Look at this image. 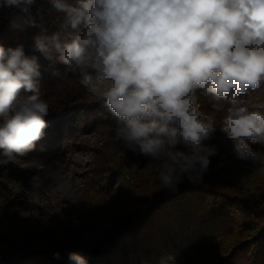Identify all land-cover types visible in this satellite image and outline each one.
<instances>
[{
    "label": "clouds",
    "instance_id": "9594fccd",
    "mask_svg": "<svg viewBox=\"0 0 264 264\" xmlns=\"http://www.w3.org/2000/svg\"><path fill=\"white\" fill-rule=\"evenodd\" d=\"M33 2L0 0V7ZM51 3L75 31L37 35L36 48L49 60V46L58 52L57 59L116 118L106 140L158 162L159 187L175 192L184 175L207 171L218 148L205 141L217 126L236 158L252 161L264 174V103L246 99L264 88V0ZM40 77L37 58L25 55L22 45L0 46V164L25 156L44 135L50 105L41 96ZM21 90L32 94L21 96ZM203 97L223 113L219 124L198 108ZM58 165L37 162L43 175L32 177L33 190L47 181L75 203L72 181ZM68 257L87 264L75 252Z\"/></svg>",
    "mask_w": 264,
    "mask_h": 264
},
{
    "label": "trees",
    "instance_id": "16d2710c",
    "mask_svg": "<svg viewBox=\"0 0 264 264\" xmlns=\"http://www.w3.org/2000/svg\"><path fill=\"white\" fill-rule=\"evenodd\" d=\"M68 2L75 4L76 0ZM74 31L51 0H34L27 7H0V46L22 45L25 55L37 58L41 96L50 105L43 137L18 159L41 160L61 145L69 149L70 142L86 132L99 133L103 143L92 149L96 157L78 207L101 212L118 183L115 203L124 216L105 234L102 245L60 239L49 253L27 239V232L13 238L20 218L14 200L0 194V264H75L68 257L70 252L79 253L87 264H264V211L257 206L264 200V174L255 171V164L236 158L231 141L217 126L213 137L205 141L218 148L209 157L207 171L184 175L175 192L159 187L158 162L106 140L116 118L79 83V75L57 59L58 52L49 46L53 56L49 60L35 46L37 35L63 37ZM31 94L21 90V96ZM246 99L250 105L264 103V88ZM197 106L204 115L214 116L217 124L222 121L223 113H215L207 97ZM252 147L260 149L259 145ZM176 148L188 151L183 144ZM34 176L23 174L17 166L0 164V180L28 185ZM93 218L88 217L92 224ZM57 252L58 259L54 257Z\"/></svg>",
    "mask_w": 264,
    "mask_h": 264
},
{
    "label": "rangeland",
    "instance_id": "374dc122",
    "mask_svg": "<svg viewBox=\"0 0 264 264\" xmlns=\"http://www.w3.org/2000/svg\"><path fill=\"white\" fill-rule=\"evenodd\" d=\"M70 143L69 149L61 145L52 155L41 160L25 162L17 158L8 164L19 167L23 174L33 173L36 176L43 175L34 167L37 162L53 167L56 162H59L58 171L70 177L74 188L73 199L77 202L67 201V198L49 187L47 181L44 186L33 190L31 180L28 185H23L19 181L0 180V194L14 200V208L20 218L12 230L13 238L27 232V239L32 240L38 249L49 253L56 249L55 242L60 239L80 245H85L92 240L90 242L92 247L102 245L105 234L124 216L118 209L119 204L115 203L117 191L120 189L118 183L104 202L101 212H95L87 206L78 207V203L86 193V186L89 185L87 182L95 156L92 149L99 147L103 143V138L99 133L91 131L78 136ZM243 162L253 163L252 161ZM257 206L259 210L264 211V200H259ZM90 216L95 217L94 224L88 221ZM87 223L91 224L90 228H83V225Z\"/></svg>",
    "mask_w": 264,
    "mask_h": 264
}]
</instances>
